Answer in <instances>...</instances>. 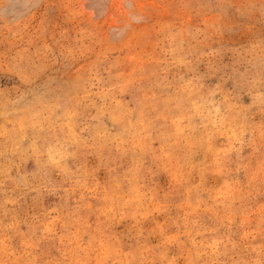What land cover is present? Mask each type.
<instances>
[{"label": "rangeland", "instance_id": "obj_1", "mask_svg": "<svg viewBox=\"0 0 264 264\" xmlns=\"http://www.w3.org/2000/svg\"><path fill=\"white\" fill-rule=\"evenodd\" d=\"M0 264H264V0H0Z\"/></svg>", "mask_w": 264, "mask_h": 264}]
</instances>
